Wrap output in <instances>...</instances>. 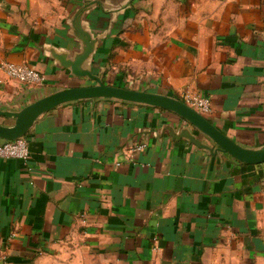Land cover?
Here are the masks:
<instances>
[{
    "label": "crops",
    "instance_id": "0c3cea01",
    "mask_svg": "<svg viewBox=\"0 0 264 264\" xmlns=\"http://www.w3.org/2000/svg\"><path fill=\"white\" fill-rule=\"evenodd\" d=\"M85 34L82 70L203 95L223 134L264 147V0H0V111L96 84L67 66ZM6 63L44 82L12 79ZM23 138L29 160L0 158V264H264V163L209 151L175 113L77 101Z\"/></svg>",
    "mask_w": 264,
    "mask_h": 264
},
{
    "label": "water",
    "instance_id": "95a60500",
    "mask_svg": "<svg viewBox=\"0 0 264 264\" xmlns=\"http://www.w3.org/2000/svg\"><path fill=\"white\" fill-rule=\"evenodd\" d=\"M83 38L88 48H86L84 54L75 63H68L67 66L72 69L75 76L89 77L95 80L96 84L61 89L26 106L19 112L0 111V117L14 120V124L11 126L0 124V140L13 141L25 137L42 115L62 105L77 101L112 99L160 108L175 113L195 127L215 145V149L203 146L209 151L227 154L247 165L264 163V147L249 149L231 140L215 127L205 115L199 113L181 99L164 94L108 85L100 77L93 75L91 71L82 70V63L89 60L93 52V49L89 48L91 45L90 36L85 34ZM197 144L200 145L199 143Z\"/></svg>",
    "mask_w": 264,
    "mask_h": 264
},
{
    "label": "built area",
    "instance_id": "2783aa9c",
    "mask_svg": "<svg viewBox=\"0 0 264 264\" xmlns=\"http://www.w3.org/2000/svg\"><path fill=\"white\" fill-rule=\"evenodd\" d=\"M3 70L10 78L21 83L38 85L44 82V77L40 72L23 65L6 63L3 65ZM179 99L203 115L211 112V101L203 95L186 91L180 95ZM0 158L29 160L31 152L28 141L25 138H19L13 141L0 142Z\"/></svg>",
    "mask_w": 264,
    "mask_h": 264
}]
</instances>
